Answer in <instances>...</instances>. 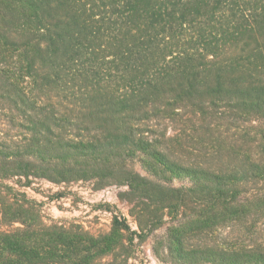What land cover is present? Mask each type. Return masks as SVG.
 Here are the masks:
<instances>
[{
  "label": "trees",
  "instance_id": "16d2710c",
  "mask_svg": "<svg viewBox=\"0 0 264 264\" xmlns=\"http://www.w3.org/2000/svg\"><path fill=\"white\" fill-rule=\"evenodd\" d=\"M14 179L128 186L169 264H264V0H0V264H129Z\"/></svg>",
  "mask_w": 264,
  "mask_h": 264
},
{
  "label": "rangeland",
  "instance_id": "374dc122",
  "mask_svg": "<svg viewBox=\"0 0 264 264\" xmlns=\"http://www.w3.org/2000/svg\"><path fill=\"white\" fill-rule=\"evenodd\" d=\"M135 170L146 176L140 166H135ZM17 182V179L8 180L3 186L26 193L29 200L39 205L40 216L46 224L65 223L68 226H79L92 236L107 235L114 229L116 222L125 224L128 232L124 233L127 237L124 245L132 247L129 264H169L158 259L153 251L157 239L164 235V228L154 233L156 238L148 235L146 239H140L142 232L133 215L135 204L128 186H97L93 182L84 181L54 184L33 179L28 187H21L16 185ZM23 182L25 185L26 181ZM174 185L179 187L181 183L175 182ZM168 220L166 218L164 223ZM17 227L19 225L14 228ZM3 231H7L6 227ZM110 261L111 258H105L103 262Z\"/></svg>",
  "mask_w": 264,
  "mask_h": 264
}]
</instances>
